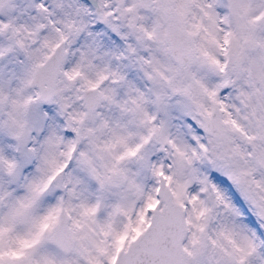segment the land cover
<instances>
[{
	"label": "snow or ice",
	"instance_id": "6c2138e0",
	"mask_svg": "<svg viewBox=\"0 0 264 264\" xmlns=\"http://www.w3.org/2000/svg\"><path fill=\"white\" fill-rule=\"evenodd\" d=\"M0 264H264V0H0Z\"/></svg>",
	"mask_w": 264,
	"mask_h": 264
}]
</instances>
